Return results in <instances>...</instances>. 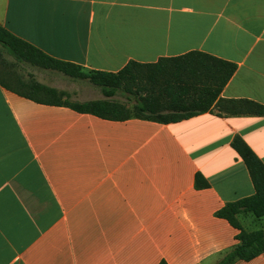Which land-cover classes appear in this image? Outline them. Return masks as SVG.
I'll list each match as a JSON object with an SVG mask.
<instances>
[{
    "label": "crops",
    "instance_id": "obj_1",
    "mask_svg": "<svg viewBox=\"0 0 264 264\" xmlns=\"http://www.w3.org/2000/svg\"><path fill=\"white\" fill-rule=\"evenodd\" d=\"M0 25L83 71L207 53L236 65L220 98L264 106V0H0ZM213 109L113 121L0 85V264H217L239 231L216 213L254 194L231 142L264 164V116Z\"/></svg>",
    "mask_w": 264,
    "mask_h": 264
},
{
    "label": "trees",
    "instance_id": "obj_2",
    "mask_svg": "<svg viewBox=\"0 0 264 264\" xmlns=\"http://www.w3.org/2000/svg\"><path fill=\"white\" fill-rule=\"evenodd\" d=\"M16 65L59 72L76 80H88L106 98L68 103L63 100V92L33 79L22 80L12 69ZM235 71V64L199 51L160 58L153 64L130 61L116 73L83 71L80 66L46 55L0 25V85L3 88L36 103L65 106L78 113L107 120L137 118L171 124L214 112V107L220 116H264V106L259 103L220 98V93ZM118 92L127 94V98L133 101L132 111L111 100ZM231 146L248 170L254 194L227 203L216 213L239 231L238 243L217 264L248 261L264 253V230L246 231L237 218L241 213L264 217V164L240 136L233 138ZM195 185L197 188L208 187L200 174L196 175ZM159 264L167 263L162 260Z\"/></svg>",
    "mask_w": 264,
    "mask_h": 264
},
{
    "label": "rangeland",
    "instance_id": "obj_3",
    "mask_svg": "<svg viewBox=\"0 0 264 264\" xmlns=\"http://www.w3.org/2000/svg\"><path fill=\"white\" fill-rule=\"evenodd\" d=\"M11 61V59H7ZM14 73L22 80L33 79L46 86L56 89L58 92H63L68 103H82L90 100L105 99L106 97L100 92L99 88L92 85L88 80H76L62 75L59 72L42 70L36 67L16 65L12 67ZM127 94L118 92L111 100L116 101L125 107L127 106L132 111L133 101L127 98ZM253 216V215H252ZM256 220V217L253 216ZM258 223L250 229H258Z\"/></svg>",
    "mask_w": 264,
    "mask_h": 264
}]
</instances>
